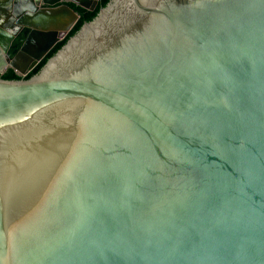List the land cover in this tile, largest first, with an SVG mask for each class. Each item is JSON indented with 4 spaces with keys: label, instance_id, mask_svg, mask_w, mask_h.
I'll return each instance as SVG.
<instances>
[{
    "label": "water",
    "instance_id": "obj_1",
    "mask_svg": "<svg viewBox=\"0 0 264 264\" xmlns=\"http://www.w3.org/2000/svg\"><path fill=\"white\" fill-rule=\"evenodd\" d=\"M0 4V73L80 18ZM0 264H264V0H109L0 77Z\"/></svg>",
    "mask_w": 264,
    "mask_h": 264
},
{
    "label": "trees",
    "instance_id": "obj_2",
    "mask_svg": "<svg viewBox=\"0 0 264 264\" xmlns=\"http://www.w3.org/2000/svg\"><path fill=\"white\" fill-rule=\"evenodd\" d=\"M108 1L109 0H99L98 5L96 6V8L94 10L86 9L80 5H77V4L71 2V5L80 14V18L75 23V25L72 27V29L61 40H59L54 45V47L45 55V57L27 75L22 76L19 73H17V71L14 70L13 68H8L3 73H0V77L5 78V79H20L22 77L27 79V78L32 77L34 74H36L42 68V66L46 63V61L52 55H54L66 43V41L81 28L83 23L85 21H89V20L93 19L96 16V14L98 13V11L100 10V8L105 6Z\"/></svg>",
    "mask_w": 264,
    "mask_h": 264
},
{
    "label": "crops",
    "instance_id": "obj_3",
    "mask_svg": "<svg viewBox=\"0 0 264 264\" xmlns=\"http://www.w3.org/2000/svg\"><path fill=\"white\" fill-rule=\"evenodd\" d=\"M76 3H80V2H76ZM77 5H79V4H77ZM3 7H5V6L3 4H0V15L2 13ZM44 13L45 12H43V13L40 14V18H42L41 21L37 17H35V18L29 17L27 19V21L29 20V22H46L40 28L42 31H49V30H53L54 28H61L63 25H65V23H66V13L64 11L63 12L57 11L55 14H53V13H51V14H44ZM37 44H38L37 41H34L33 44H30V48L32 49V51L36 52L37 51V48L38 49L41 48V47H36ZM0 58H1L0 61L1 60H5V59L6 60L8 59L6 56H1V54H0ZM23 60H25V59L22 58V61ZM22 61L20 63L21 65H23ZM4 68L5 69H8V68H12V67L8 64L7 67H4ZM13 69L16 70V71H18V72H20L17 68H13Z\"/></svg>",
    "mask_w": 264,
    "mask_h": 264
},
{
    "label": "flooded vegetation",
    "instance_id": "obj_4",
    "mask_svg": "<svg viewBox=\"0 0 264 264\" xmlns=\"http://www.w3.org/2000/svg\"><path fill=\"white\" fill-rule=\"evenodd\" d=\"M77 1H78V2H81V3H86V2H87L86 0H77ZM71 2L76 4V2H75L74 0H71ZM6 70H7V69H6Z\"/></svg>",
    "mask_w": 264,
    "mask_h": 264
}]
</instances>
